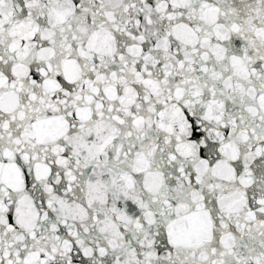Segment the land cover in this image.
Returning a JSON list of instances; mask_svg holds the SVG:
<instances>
[{
  "label": "snow or ice",
  "instance_id": "snow-or-ice-1",
  "mask_svg": "<svg viewBox=\"0 0 264 264\" xmlns=\"http://www.w3.org/2000/svg\"><path fill=\"white\" fill-rule=\"evenodd\" d=\"M0 264H264V0H0Z\"/></svg>",
  "mask_w": 264,
  "mask_h": 264
}]
</instances>
